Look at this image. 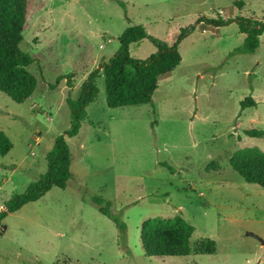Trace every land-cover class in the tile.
Returning a JSON list of instances; mask_svg holds the SVG:
<instances>
[{
	"label": "rangeland",
	"instance_id": "obj_1",
	"mask_svg": "<svg viewBox=\"0 0 264 264\" xmlns=\"http://www.w3.org/2000/svg\"><path fill=\"white\" fill-rule=\"evenodd\" d=\"M240 17L264 21V0H28L20 48L35 59L27 69L37 86L21 103L0 91V128L13 144L0 155V209L45 173L46 153L70 126L67 96L78 98L127 26L168 43L185 33L180 63L159 77L153 104L110 108L98 79L96 100L67 138L71 178L5 216L0 264H264L256 238L264 241V189L228 161L244 147L264 151V136L244 133L264 131V32L255 52L235 51ZM155 51L147 39L129 45L135 58ZM247 96L256 104L240 111ZM93 196L124 222V242ZM176 215L194 227L191 247L211 239L215 252L146 256L141 223Z\"/></svg>",
	"mask_w": 264,
	"mask_h": 264
},
{
	"label": "trees",
	"instance_id": "obj_2",
	"mask_svg": "<svg viewBox=\"0 0 264 264\" xmlns=\"http://www.w3.org/2000/svg\"><path fill=\"white\" fill-rule=\"evenodd\" d=\"M239 7L243 2H236ZM28 0H0V91L10 99L21 103L35 91L37 78L27 68L35 59L20 48L23 31L26 27ZM213 26L224 25L232 19L200 18L198 22ZM240 33L244 39L235 51L253 53L259 45V36L264 32V21L253 18H236ZM182 29L177 39L168 43L150 35L141 24L127 26L118 37L119 49L99 67L92 70L83 81L77 99L67 96L70 112V126L57 135L52 148L46 153L47 170L27 189L14 194L0 209V224L9 213L16 212L25 204L42 197L52 187L65 188L72 173L71 157L67 138L75 136L86 118V108L96 100L99 87L98 79L103 78L106 104L110 108L126 105L153 104L152 97L158 88L161 75L173 71L180 63L181 56L178 43L184 36ZM143 39L149 40L156 51L149 57L141 59L132 57L129 45ZM69 86L70 80H67ZM251 96L239 102L240 111L255 106ZM245 135L263 137L264 131L255 128L244 130ZM13 144L5 131L0 128V155L7 154ZM232 170L247 183H254L264 189V151L258 147H244L233 151L228 157ZM92 202L99 212L108 216L115 223L120 236L125 241V224L121 218L110 210V202H104L99 196H93ZM194 227L183 217H155L146 219L140 226V241L146 256H186L191 253L213 254L216 243L203 239L190 244Z\"/></svg>",
	"mask_w": 264,
	"mask_h": 264
},
{
	"label": "water",
	"instance_id": "obj_3",
	"mask_svg": "<svg viewBox=\"0 0 264 264\" xmlns=\"http://www.w3.org/2000/svg\"><path fill=\"white\" fill-rule=\"evenodd\" d=\"M248 234L253 235L252 233H248ZM256 238H257L262 244H264V241H263L261 238H259V237H257V236H256Z\"/></svg>",
	"mask_w": 264,
	"mask_h": 264
}]
</instances>
